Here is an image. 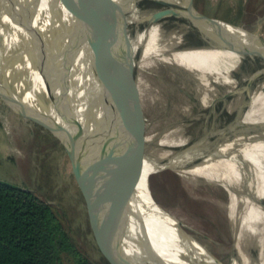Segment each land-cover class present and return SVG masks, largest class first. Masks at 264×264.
I'll return each instance as SVG.
<instances>
[{"label": "bare ground", "instance_id": "6f19581e", "mask_svg": "<svg viewBox=\"0 0 264 264\" xmlns=\"http://www.w3.org/2000/svg\"><path fill=\"white\" fill-rule=\"evenodd\" d=\"M75 1L77 2L70 3L72 5L68 2L69 7L51 9L50 19L44 20L42 24V29L47 28L49 24L54 29L52 52L57 69L58 101L66 117L75 122L71 121L85 138L96 144L112 147L113 143L108 137L110 136L141 153L140 155L128 152L147 162L159 166L170 163L180 176L200 177L223 186L228 192L226 206L233 236L234 253L229 264H264L263 107L252 100H243L238 94L225 98L223 107L233 118L222 128L211 132L212 141L208 147L196 140L185 148V145L190 143L187 137H171L170 134L177 133L181 125H170L158 135L148 134L149 136L137 140L128 137L126 133V130L135 129L134 126L128 127L127 117L137 118L139 115L137 109L143 93L144 72L149 71L154 63H168L191 75L200 92L202 104L210 106L216 98L214 96L217 95L218 86L224 88L220 96L231 92L227 89L232 72L229 64L231 49L223 57L208 43L179 47L186 32L192 29L182 19L147 24L135 36L134 40H140L135 50L151 55L138 54L135 61L138 74L133 78V54L125 52L127 45L134 40L124 36L121 29L126 23L145 19L158 8L135 11L131 9L130 2L133 0ZM160 1L175 8L180 5L178 0ZM0 6V9L6 8L7 0H0ZM4 21L6 22L0 12V42L16 40V45L15 50L10 49L11 52L6 47L0 48V77L27 60L20 44L26 30L14 21L9 24L7 32L3 31L1 25ZM105 38L112 41V46H120L118 52H114L116 54L72 53L77 46L87 51H96L99 47L97 41ZM114 39L116 41H113ZM114 58H119L121 62L115 63ZM109 67L111 69L106 70ZM33 73L35 76L34 69ZM232 77L236 78L234 74ZM245 83L246 80L242 81L240 88H243ZM203 84L212 87L211 95L208 89L202 87ZM249 90L250 87L242 92L248 95ZM112 110L117 115V121L111 120L114 127L106 129L103 120L105 114ZM87 111L93 114V122L86 121L87 115L84 114H87ZM133 133L138 136V132ZM173 148L179 150L174 151ZM84 180L90 190V212L96 226L137 255L151 264H186L183 257L185 254L202 262L207 260H200L202 256L192 248L175 249L166 246L177 241L175 234L164 228L160 222L161 209L137 190L130 208H126L117 199L113 202L125 221L130 220L129 225L138 231L129 229L124 235L107 220L93 186L85 177ZM142 235L153 242L146 240ZM249 243L256 247L255 256H251L247 251ZM192 247L201 248L197 245Z\"/></svg>", "mask_w": 264, "mask_h": 264}, {"label": "rangeland", "instance_id": "374dc122", "mask_svg": "<svg viewBox=\"0 0 264 264\" xmlns=\"http://www.w3.org/2000/svg\"><path fill=\"white\" fill-rule=\"evenodd\" d=\"M78 1L83 2L84 0ZM68 2L70 4L77 1L54 0L52 9L54 7L63 9L72 5H68ZM178 2L181 3V0ZM42 3L43 0H39L35 11H39ZM130 3L132 4L131 9L135 11L159 8L163 5L156 0H133ZM194 4L200 12L209 17L244 26L257 34L264 42V0H194ZM0 8L2 7L0 6ZM23 11L22 2L7 0V7L0 9L3 19L6 20L1 25L3 31L7 32L10 27L9 24L14 23V21L20 23L19 19L21 20L24 15ZM36 17L38 14L35 15L33 21L37 22ZM170 19L175 18L169 17L165 20ZM188 25L192 28V25ZM143 27L134 22H129L124 25L122 34L134 40L136 34ZM206 32L213 35L212 29H207ZM97 42L99 47L96 51H87L81 46H77L72 53L86 52L93 55H110L116 54L114 52H118L120 48V46H112V41L107 38ZM139 43L140 40L130 42L125 53H132ZM202 43V37L191 29V31L186 32L179 47ZM208 44L216 48L223 57L231 49L229 64L232 72H230V80L227 84V89L231 92L238 90L241 82L247 81L253 70L264 65L261 58L239 47L234 41V37L230 42L214 41L213 39ZM15 45L16 40L0 42V48L6 47L10 52L15 50ZM138 52L136 50L133 54L134 61L131 69L133 78L138 74L135 66L138 54L151 55L150 53ZM8 57H13V55H8ZM114 62L119 64L121 60L114 58ZM110 69L111 67L106 70ZM12 73L14 74L12 75ZM233 74L236 76L235 79L232 77ZM7 75L12 76L17 81L18 86L25 82L35 83L33 69L28 60L13 68ZM143 78V93L137 109L139 115L137 118L127 117L128 127L134 126L135 129L126 130V133L128 137H132L134 140L149 135H158L170 125H181L177 133L170 134L171 137L180 135L187 137L190 143L185 145V148L196 140V142L208 147L212 141L211 132L222 128L233 118V115L224 109L223 101H218L224 89L223 86H218V92L214 96L216 98L212 104L205 106L201 102L195 80L180 68L168 63L157 62L149 71L144 72ZM3 84L2 77H0V85L3 86ZM104 84L108 85V83ZM202 87L208 89L211 95L213 91L211 86L203 84ZM237 94L243 100H252L264 108V74L254 78L248 95L242 91ZM84 115H87V120H85L89 123L94 121L91 112L87 111V114ZM105 115L103 126L106 129L113 128L114 125L110 121L115 119L117 121V115L113 113V110ZM73 123L75 122L73 121ZM133 132H138V136ZM173 150L178 151L179 149L173 148ZM127 154L132 156L137 167L136 190L152 202L146 188V175L159 165L147 162L136 155ZM84 177L93 186L75 163L70 150L60 139L37 124L16 115L0 100V181L14 184L31 193L36 200L48 204L67 231L74 249L91 263L151 264L96 226L90 212V190ZM149 181L154 199L175 216L182 228L206 247L218 260L229 263L234 249L232 225L226 206L228 203L226 189L200 177L180 176L172 166L151 174ZM159 220L164 228L170 231L166 225L167 222H165L168 220L167 214L162 210L159 212ZM127 223L130 230L138 232L136 228L129 225L130 220ZM142 236L151 241L144 235ZM103 245L112 252L105 249ZM166 246L175 249H190L183 247V244L181 245V242L178 243V241ZM191 248L199 252L202 256L200 260L206 258L202 248ZM114 251L124 256L115 254ZM247 251L251 256L257 254L256 247L252 243L247 245ZM62 260L63 264H75V256L67 251L62 253Z\"/></svg>", "mask_w": 264, "mask_h": 264}, {"label": "water", "instance_id": "95a60500", "mask_svg": "<svg viewBox=\"0 0 264 264\" xmlns=\"http://www.w3.org/2000/svg\"><path fill=\"white\" fill-rule=\"evenodd\" d=\"M19 1L23 3L24 10V15L19 21L26 30L20 44L27 60L34 69L36 80L34 84L25 82L18 86L17 81L12 76H6L4 73L2 76L4 84L3 86L0 85V100L13 113L46 129L67 146L75 163L93 184L100 208L107 220L125 235L129 231L128 223L115 209L113 202L117 199L126 208L131 207L136 192L138 173L132 156L127 153L130 151L140 155L141 153L130 149L128 145L116 141L110 136L108 137L113 143L112 147L96 144L85 138L81 130L66 117L58 101L57 69L52 52L54 29L50 24L47 28L42 29L43 21L50 19L54 0H43L39 11H35L39 0ZM156 1L161 2L160 0ZM37 14V22L34 23L33 19ZM169 17L182 19L192 25L193 31L202 37L203 43H208L213 39L214 41L230 42L234 37V41L239 47L244 51L252 52L264 61V42L257 34L244 26H238L203 14L195 7L194 0H181L177 8L171 4H163L151 15L139 20L136 24L144 26ZM207 29H212L213 35L207 34ZM135 51L134 49L132 54ZM262 74H264V65L251 72L243 88L223 94L218 101H223L225 98L248 89L254 78ZM170 167V163H165L150 171L146 175V188L152 202L167 214L166 225L175 234L174 237L177 238V241L185 247H190V249L192 245H197L204 250L207 258L205 262L190 258L188 254H185L183 257L186 264H229L223 263L213 256L206 247L182 228L173 214L154 199L150 188V175ZM260 203L263 206L262 201ZM104 248L109 250L106 246ZM113 253L122 255L116 251Z\"/></svg>", "mask_w": 264, "mask_h": 264}, {"label": "trees", "instance_id": "16d2710c", "mask_svg": "<svg viewBox=\"0 0 264 264\" xmlns=\"http://www.w3.org/2000/svg\"><path fill=\"white\" fill-rule=\"evenodd\" d=\"M93 264L78 253L52 208L22 188L0 181V264Z\"/></svg>", "mask_w": 264, "mask_h": 264}]
</instances>
